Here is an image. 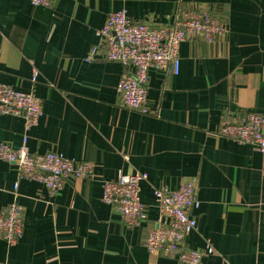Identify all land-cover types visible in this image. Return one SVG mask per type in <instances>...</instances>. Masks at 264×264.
<instances>
[{
    "label": "crops",
    "instance_id": "obj_1",
    "mask_svg": "<svg viewBox=\"0 0 264 264\" xmlns=\"http://www.w3.org/2000/svg\"><path fill=\"white\" fill-rule=\"evenodd\" d=\"M119 10L152 27L208 12L226 30L213 42L182 43L178 74L152 69L150 113L141 114L117 91L132 67L86 61L94 49L104 53L101 30ZM0 85L42 101L31 153L56 151L95 171L56 194L0 159V213L16 203L24 220L16 245L0 238V264H177L145 247L160 216L154 191L193 177L201 206L187 244L203 251L202 264H264V154L219 135L229 116L264 113V0H53L50 8L0 0ZM24 134L22 118L0 114V143L18 148ZM134 172L148 175V211L130 228L101 197L104 181Z\"/></svg>",
    "mask_w": 264,
    "mask_h": 264
},
{
    "label": "built area",
    "instance_id": "obj_2",
    "mask_svg": "<svg viewBox=\"0 0 264 264\" xmlns=\"http://www.w3.org/2000/svg\"><path fill=\"white\" fill-rule=\"evenodd\" d=\"M35 6L50 8L53 0H30ZM225 25L208 12L179 13L172 25L152 27L133 21L126 10L111 13L101 30L104 53L94 49L86 58L90 62L98 57L132 67L133 73H125L117 86L123 107L149 114L147 90L152 69L166 72L173 67L180 70V46L187 39L203 36L213 42L225 33ZM38 72L34 71L33 81ZM0 114L20 117L25 123L22 144L14 148L0 143V159L14 164L20 176L44 185L50 192L59 193L71 179H94V165L88 161L67 158L56 151L33 154L28 147L29 132L38 126L43 116L42 101L34 93L17 91L8 85H0ZM219 135L240 145H252L264 154V113L249 112L245 116H229L219 130ZM127 159V158H126ZM148 180L147 173L120 174L115 180L104 181L101 201L117 212L126 226L141 227L148 206L141 199V183ZM19 188L15 184V191ZM160 216L145 241V247L153 256L165 255L177 264H202L203 251L187 244V237L198 230L193 214L201 206L198 198L197 178L187 179L175 191H154ZM24 231L23 210L12 203L0 213V238L9 245H16Z\"/></svg>",
    "mask_w": 264,
    "mask_h": 264
}]
</instances>
